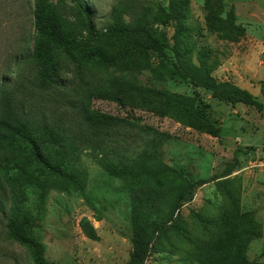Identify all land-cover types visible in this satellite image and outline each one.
Wrapping results in <instances>:
<instances>
[{
  "label": "rangeland",
  "instance_id": "374dc122",
  "mask_svg": "<svg viewBox=\"0 0 264 264\" xmlns=\"http://www.w3.org/2000/svg\"><path fill=\"white\" fill-rule=\"evenodd\" d=\"M185 1L183 19L161 24L166 12L176 13ZM85 2L95 28L156 29L165 34L167 46L163 53L135 52L113 65L74 64L61 57L65 87L39 91L31 85L36 68L29 59L33 0H0V84L3 79L20 84L25 91L20 97L35 118L71 129L79 143L81 137L93 143L82 147L78 158L82 191L55 178L48 181L29 229L45 259L128 264L137 206L141 211L156 208L166 226L150 237L144 264H227L232 246L223 249L221 243L244 228L249 235L237 238L247 241L246 264H264V0ZM120 45L112 40L106 47L115 51ZM175 49L186 52L192 66L198 65L199 53L210 51L215 81L245 91L257 104H230L210 90L168 79L165 62L176 60ZM88 91L120 100H85ZM154 91L187 99L197 94L220 128L219 136L162 115ZM148 99L156 100L153 109ZM78 102L89 112L122 122L81 131L79 112L70 106ZM8 154L0 149V156ZM200 181L192 200L185 202ZM6 223L0 213V264H34L31 248L10 239Z\"/></svg>",
  "mask_w": 264,
  "mask_h": 264
},
{
  "label": "trees",
  "instance_id": "16d2710c",
  "mask_svg": "<svg viewBox=\"0 0 264 264\" xmlns=\"http://www.w3.org/2000/svg\"><path fill=\"white\" fill-rule=\"evenodd\" d=\"M186 7L187 1L176 13L175 9H170L165 14L167 19L161 24H166L170 19H183ZM32 17L34 39L29 59L36 73L31 85L39 91L64 86L59 75L61 57L74 64L113 65L135 52L163 53L167 46L165 34L156 29H132L124 24L108 26L104 30L95 28L91 8L85 0H33ZM112 40L121 41L115 51L106 47ZM209 52L205 50L199 53L198 65L192 66L187 63V53L175 49L176 60L165 62L168 79L210 90L214 97L230 104L241 102L256 105L245 91L215 81L211 76L214 66L210 63ZM24 93L20 84L6 79L0 84V149L11 151V154L0 156V213L7 218L9 238L31 248L34 264H56L45 259L40 244L30 235L29 229L37 220L50 179L55 178L83 190L84 174L78 158L82 150L93 143L82 137L79 143L71 129L35 118L20 97ZM154 93L162 101L158 110L162 115H168L178 123L213 138L219 136L220 128L210 119L207 106L197 94L187 99L177 94ZM104 98L120 100L117 96H107L99 91H88L84 96L85 100ZM155 102L148 99V108L151 109ZM70 106L79 112L81 131H94L122 122L116 116L89 112L82 108L80 102L71 103ZM202 184L200 181L192 185L189 197L184 201H191L195 189ZM5 204H8L7 212ZM138 204L139 201H136ZM180 206L178 203L177 209ZM162 220L156 208L141 211L139 207H134L133 252L128 264L145 263L151 252L150 237L166 227ZM148 233L149 237L146 236ZM246 234L249 235V230L244 228L238 236L232 234L222 241L223 249L232 246L227 264H246L247 241L237 238Z\"/></svg>",
  "mask_w": 264,
  "mask_h": 264
}]
</instances>
